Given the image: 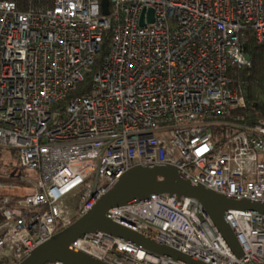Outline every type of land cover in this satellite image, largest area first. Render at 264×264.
Listing matches in <instances>:
<instances>
[{
	"label": "built area",
	"instance_id": "2783aa9c",
	"mask_svg": "<svg viewBox=\"0 0 264 264\" xmlns=\"http://www.w3.org/2000/svg\"><path fill=\"white\" fill-rule=\"evenodd\" d=\"M101 2L19 11L0 0V165L14 153L23 171L1 168L0 191L32 188L0 195V258L12 264L138 165H173L229 197L264 201V118L244 122L231 75L252 66L249 35L264 42V0H109L107 15ZM106 31L91 89L57 107L91 71ZM106 216L207 264H264V213L226 211L240 258L196 198L156 193ZM71 247L107 264H185L100 230Z\"/></svg>",
	"mask_w": 264,
	"mask_h": 264
},
{
	"label": "water",
	"instance_id": "95a60500",
	"mask_svg": "<svg viewBox=\"0 0 264 264\" xmlns=\"http://www.w3.org/2000/svg\"><path fill=\"white\" fill-rule=\"evenodd\" d=\"M103 14H109V0H102ZM154 11L150 10V21H153ZM141 24L144 25L143 20ZM182 169L169 164L138 165L124 172L119 181L92 206L88 213L78 218L70 226L56 233L17 264H46L61 262L63 264H107L91 255L73 247L71 243L86 232L97 230L106 232L128 242L134 243L156 253L162 254L185 264H207L183 252L172 249L149 239L142 234L113 222L106 216L109 209L121 205L150 200L156 193L175 195V200L181 197H192L200 201L205 214L219 229L227 243L238 258L245 255L225 213L229 209L264 213V201H253L251 198H234L214 191L206 185L188 179Z\"/></svg>",
	"mask_w": 264,
	"mask_h": 264
},
{
	"label": "trees",
	"instance_id": "16d2710c",
	"mask_svg": "<svg viewBox=\"0 0 264 264\" xmlns=\"http://www.w3.org/2000/svg\"><path fill=\"white\" fill-rule=\"evenodd\" d=\"M17 5L19 11H26L31 7H50L54 0H11ZM111 32L106 31L102 42L101 53L95 61L90 72L86 74L84 81L77 89L57 107L66 106L70 98L85 93L91 89L93 75L99 68L104 56L110 48ZM247 50L252 59L251 67H236L231 75L236 79L246 99V106L236 110L247 124H254L260 118H264V42L258 43L256 38L250 34ZM3 217L0 215V222Z\"/></svg>",
	"mask_w": 264,
	"mask_h": 264
},
{
	"label": "rangeland",
	"instance_id": "374dc122",
	"mask_svg": "<svg viewBox=\"0 0 264 264\" xmlns=\"http://www.w3.org/2000/svg\"><path fill=\"white\" fill-rule=\"evenodd\" d=\"M5 156H7V158H9V164H11V166H6L4 164H1L0 165V169L1 168H6L10 171H12L13 173H19V172H23L21 169H19V167H15L16 163H17V158H16V155L13 153L11 155H9V153H6ZM3 171H6L5 169ZM24 173L26 175H33V172L32 171H27L25 170ZM32 192V188L28 187V186H20L18 187L17 190L15 191H10V192H7V191H0V195L3 194V193H8V194H11V195H24V194H28ZM0 264H12L11 260H7V259H4L2 260L0 258Z\"/></svg>",
	"mask_w": 264,
	"mask_h": 264
}]
</instances>
